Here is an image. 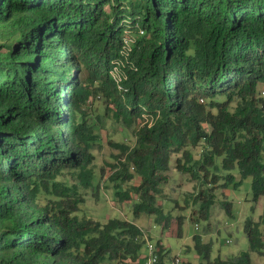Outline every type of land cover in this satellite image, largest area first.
<instances>
[{
    "label": "trees",
    "instance_id": "1",
    "mask_svg": "<svg viewBox=\"0 0 264 264\" xmlns=\"http://www.w3.org/2000/svg\"><path fill=\"white\" fill-rule=\"evenodd\" d=\"M259 84L264 91V0H0V264L143 263L134 222L77 215L81 190L95 187L100 115L135 137L119 144L112 175L138 176L115 190L119 201L136 195L133 217L167 227L157 199L172 154L179 171L202 172L206 188L192 196L201 220L220 168L251 177L254 200L264 199ZM221 205L230 215L231 203ZM243 230L263 253L264 214ZM193 240L199 264H254L244 251L211 259V244Z\"/></svg>",
    "mask_w": 264,
    "mask_h": 264
},
{
    "label": "rangeland",
    "instance_id": "2",
    "mask_svg": "<svg viewBox=\"0 0 264 264\" xmlns=\"http://www.w3.org/2000/svg\"><path fill=\"white\" fill-rule=\"evenodd\" d=\"M262 86L263 84H259L258 88L261 90L260 95L264 96ZM98 104L102 105V103ZM87 110L90 113L89 109ZM102 112L101 109L100 113ZM100 118V121L96 120L97 124L94 128L100 142V145H95L93 150L92 166L95 172V187L81 190L84 203L81 210L77 212L79 218L86 216L101 223L109 218L134 222L143 230L144 243L139 251V257L142 259L148 252L147 243H151L159 250L165 251L166 264L172 263L175 256L180 260L179 264H199L202 258L193 248V235L198 234L203 243L211 244V259L218 257L226 259L244 251L249 252L252 263L264 264V247L263 253L250 251L243 230L246 219L258 222L264 214L263 197L257 200L253 198L251 177L241 178L237 168L232 170L220 168L218 173L222 178L219 184L214 186L215 203L210 209L209 218L201 220L198 217L199 206L193 203L192 196L196 195L200 189L206 188V184L202 181V172L193 178L188 172L179 171L175 166V160L180 154H172L170 169L167 172L168 182L163 186L157 199V204L161 205L163 214L166 217L170 216L167 227L162 228V224L155 222L154 216L146 213L135 218L131 209L137 200L136 195L132 193L130 199L119 201L115 190H126L138 184V176L127 182H120L119 178L112 179L113 172L118 165L119 144L124 143L131 147L134 145L135 137L131 129L123 128L122 125L104 115H100ZM203 143L201 140L196 147L192 148L193 160L190 165L195 168L197 165L195 162L201 157ZM132 169L130 167V171H133ZM224 201L231 203L230 215L221 205ZM178 216H182L181 236H178ZM105 264L113 263L106 262Z\"/></svg>",
    "mask_w": 264,
    "mask_h": 264
},
{
    "label": "built area",
    "instance_id": "3",
    "mask_svg": "<svg viewBox=\"0 0 264 264\" xmlns=\"http://www.w3.org/2000/svg\"><path fill=\"white\" fill-rule=\"evenodd\" d=\"M147 255L144 258V261L142 264H157L158 261V248L156 245H153L151 243H147ZM180 260L178 259V257H174L172 260V263L169 264H179Z\"/></svg>",
    "mask_w": 264,
    "mask_h": 264
}]
</instances>
